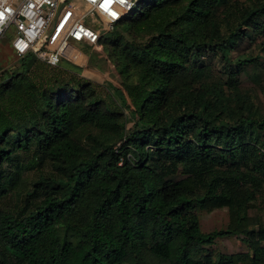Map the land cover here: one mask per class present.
Masks as SVG:
<instances>
[{
    "label": "trees",
    "instance_id": "1",
    "mask_svg": "<svg viewBox=\"0 0 264 264\" xmlns=\"http://www.w3.org/2000/svg\"><path fill=\"white\" fill-rule=\"evenodd\" d=\"M135 1L100 39L136 117L120 147L76 139L86 125L122 131L88 78L34 79L33 54L1 77L0 201L18 151L36 148L59 178L39 179L35 206L0 209V264H264V215H250L264 206V113L241 82L247 65L264 66V0ZM246 41L257 56L240 51ZM202 208H228L227 227L203 232ZM226 236L248 252L214 254Z\"/></svg>",
    "mask_w": 264,
    "mask_h": 264
},
{
    "label": "rangeland",
    "instance_id": "2",
    "mask_svg": "<svg viewBox=\"0 0 264 264\" xmlns=\"http://www.w3.org/2000/svg\"><path fill=\"white\" fill-rule=\"evenodd\" d=\"M66 1L64 0V7ZM107 8L110 12L109 17L102 19L100 14L97 13L96 16L85 20V24L88 26L92 23V28L97 30L105 28L106 30L102 32L103 38L109 37V34L117 29L116 23L112 25L114 17L120 16V19L124 17L130 18L136 6L127 13L112 5H107ZM76 9L79 10L78 7ZM112 13H115V16ZM123 35L125 36L124 33ZM12 38V35H8V37L0 41V79L6 73L17 71L21 67V60L15 56L13 49H10ZM48 39L50 40V37ZM48 39L45 41V44L42 43L41 47L44 48L48 44ZM243 44L246 45L240 48L242 53L253 54L255 56L259 54L260 51L257 48V44H248V41ZM112 53L114 52L112 51ZM38 59V68L32 72L31 77L38 79L54 74L67 76L69 75L67 69L75 71L95 83L99 99L104 103L103 107H107L111 111L121 113L122 115L120 117L122 125L120 134L105 133L93 126L86 125L77 131L75 135L76 139L84 145L89 146L90 141L87 137L88 135H93L109 145H113L116 148L120 147L123 144L122 139L126 135V131L136 123V117L126 108L124 96L119 89V84L123 81V77L116 68L117 58H113L111 53L107 52L101 41L98 45L92 47H87L86 45L79 46L76 42L69 41L62 50L60 66L49 65L44 60L46 59L44 55ZM203 61L205 65L212 66L217 70L224 80L227 78L226 72L228 68L219 57L210 53L205 55ZM262 63L264 65V59ZM241 71L242 88L251 94L256 106L264 113V92L262 90V85L264 84V66L249 64ZM4 171L6 175L4 186L7 190V195L0 201V209L12 213H21L29 204L35 206L43 198L44 193L36 192L34 188L40 178H59L52 162L45 158L36 148L28 152H16L13 158L4 165ZM263 210L264 206H260L257 209L251 210L250 215L263 217ZM198 213L201 229L205 233L225 229L228 225V208L213 210L202 208L198 210ZM211 251L214 254L224 253L232 255L247 253L248 248L238 237L226 236L219 238L215 245L211 247Z\"/></svg>",
    "mask_w": 264,
    "mask_h": 264
},
{
    "label": "built area",
    "instance_id": "3",
    "mask_svg": "<svg viewBox=\"0 0 264 264\" xmlns=\"http://www.w3.org/2000/svg\"><path fill=\"white\" fill-rule=\"evenodd\" d=\"M87 5V11L74 22L71 29L56 48L51 49L49 36L64 10V0H0V41L12 35V49L18 58L33 54L42 55L49 65L57 66L61 62L64 45L71 41L86 42L96 46L100 42L104 29L97 30L85 24L89 17L100 14L102 19L110 16L105 6L112 5L128 12L137 4L135 0H80ZM67 3V1H66ZM109 12V13H108ZM126 16V15H125ZM120 16L112 19V25ZM48 39V46L41 47Z\"/></svg>",
    "mask_w": 264,
    "mask_h": 264
},
{
    "label": "crops",
    "instance_id": "4",
    "mask_svg": "<svg viewBox=\"0 0 264 264\" xmlns=\"http://www.w3.org/2000/svg\"><path fill=\"white\" fill-rule=\"evenodd\" d=\"M77 7L79 10L76 9ZM84 8L86 11L87 5L80 0H67L62 15L59 18L58 23L56 24V26H54L52 30L53 34L51 33L52 35L49 36L50 37L49 46L51 49H56L62 43L63 39L65 38L71 27L73 26L74 22L78 20L85 13ZM89 26L92 27V23ZM74 42H76V44L79 46L86 45L87 47H92L86 42H82V41H74ZM11 48L12 47L10 46V49Z\"/></svg>",
    "mask_w": 264,
    "mask_h": 264
},
{
    "label": "snow or ice",
    "instance_id": "5",
    "mask_svg": "<svg viewBox=\"0 0 264 264\" xmlns=\"http://www.w3.org/2000/svg\"><path fill=\"white\" fill-rule=\"evenodd\" d=\"M123 2H124V0H121V3H123ZM105 11H108L107 6H105ZM112 15L115 16V13H112Z\"/></svg>",
    "mask_w": 264,
    "mask_h": 264
}]
</instances>
